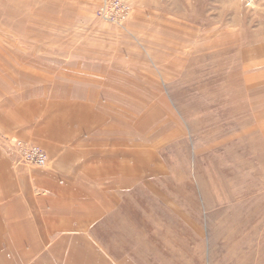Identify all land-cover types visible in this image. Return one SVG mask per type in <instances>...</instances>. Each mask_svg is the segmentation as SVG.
<instances>
[{
  "label": "rangeland",
  "instance_id": "obj_1",
  "mask_svg": "<svg viewBox=\"0 0 264 264\" xmlns=\"http://www.w3.org/2000/svg\"><path fill=\"white\" fill-rule=\"evenodd\" d=\"M102 1L0 0V145L43 149L2 120L105 63L97 103L141 173L128 237L162 264H264V0H122L120 23Z\"/></svg>",
  "mask_w": 264,
  "mask_h": 264
},
{
  "label": "crops",
  "instance_id": "obj_2",
  "mask_svg": "<svg viewBox=\"0 0 264 264\" xmlns=\"http://www.w3.org/2000/svg\"><path fill=\"white\" fill-rule=\"evenodd\" d=\"M104 65L95 78L110 75ZM92 77L62 76L59 83L73 85L57 86L39 114L2 120L28 123L49 161L25 164L0 145V264H162L127 235L124 200L139 171L128 143H111V117L92 86L106 80ZM24 132L31 134L26 125Z\"/></svg>",
  "mask_w": 264,
  "mask_h": 264
},
{
  "label": "built area",
  "instance_id": "obj_3",
  "mask_svg": "<svg viewBox=\"0 0 264 264\" xmlns=\"http://www.w3.org/2000/svg\"><path fill=\"white\" fill-rule=\"evenodd\" d=\"M128 5L122 0H103L98 6L97 12L104 18L120 23L127 16ZM18 153V160L25 164L44 166L47 163V154L37 145L14 141L11 143Z\"/></svg>",
  "mask_w": 264,
  "mask_h": 264
}]
</instances>
